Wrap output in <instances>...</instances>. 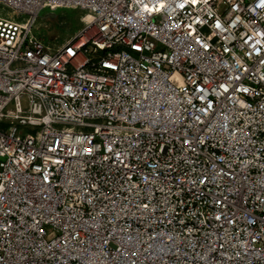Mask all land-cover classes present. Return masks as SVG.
<instances>
[{"label":"built area","instance_id":"1","mask_svg":"<svg viewBox=\"0 0 264 264\" xmlns=\"http://www.w3.org/2000/svg\"><path fill=\"white\" fill-rule=\"evenodd\" d=\"M0 4V264H264V0Z\"/></svg>","mask_w":264,"mask_h":264},{"label":"rangeland","instance_id":"2","mask_svg":"<svg viewBox=\"0 0 264 264\" xmlns=\"http://www.w3.org/2000/svg\"><path fill=\"white\" fill-rule=\"evenodd\" d=\"M85 13L79 7L52 11L48 8L41 10L32 27V32L46 45L56 47L66 41L83 27L82 15ZM0 15L4 17L17 16L18 20L26 21L27 15H16L10 8L0 4ZM21 132L30 131L28 126L21 127Z\"/></svg>","mask_w":264,"mask_h":264},{"label":"snow or ice","instance_id":"3","mask_svg":"<svg viewBox=\"0 0 264 264\" xmlns=\"http://www.w3.org/2000/svg\"><path fill=\"white\" fill-rule=\"evenodd\" d=\"M217 26H219V25H217Z\"/></svg>","mask_w":264,"mask_h":264}]
</instances>
